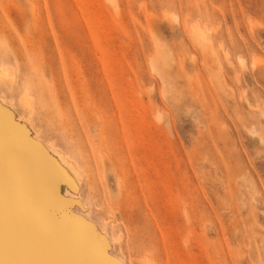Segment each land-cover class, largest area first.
<instances>
[{"label": "rangeland", "instance_id": "rangeland-1", "mask_svg": "<svg viewBox=\"0 0 264 264\" xmlns=\"http://www.w3.org/2000/svg\"><path fill=\"white\" fill-rule=\"evenodd\" d=\"M113 263L264 264V0H0V264Z\"/></svg>", "mask_w": 264, "mask_h": 264}, {"label": "bare ground", "instance_id": "bare-ground-1", "mask_svg": "<svg viewBox=\"0 0 264 264\" xmlns=\"http://www.w3.org/2000/svg\"><path fill=\"white\" fill-rule=\"evenodd\" d=\"M192 37H193V39L197 42V44L199 45V47L200 48H202L203 50L208 46V44H207V41H205V37L202 35V34H200V33H198V34H195V33H193L192 34ZM211 56V55H210ZM154 59V58H153ZM152 59V60H153ZM157 59V58H156ZM208 59V58H207ZM256 64V63H255ZM257 65V64H256ZM52 152H54L53 150H52ZM51 152V153H52ZM54 153H56V155H58L57 157L59 158V160L61 161V163H63L65 166H66V168H68V170L73 174V176L77 179V172H76V170H75V168L74 167H72V165H70V163L68 162V161H66L58 152H54ZM59 161V162H60ZM78 182V181H77ZM78 218H80V217H78ZM82 220H84V219H82ZM86 222V221H85ZM81 226V225H80ZM82 226H84V225H82ZM81 226V227H82ZM86 227H88V226H86ZM88 229V228H87ZM82 230H83V228H82ZM91 233V232H90ZM93 237V236H92ZM93 239V238H92ZM99 251H100V249H99ZM98 252V251H97ZM102 253V252H101ZM97 256H99V255H97ZM107 256V255H106ZM105 256V257H106ZM102 257V256H101ZM110 258V257H109ZM105 261L106 262H108V260L107 259H105ZM114 264V263H113Z\"/></svg>", "mask_w": 264, "mask_h": 264}]
</instances>
